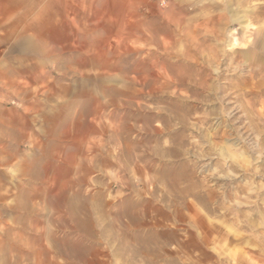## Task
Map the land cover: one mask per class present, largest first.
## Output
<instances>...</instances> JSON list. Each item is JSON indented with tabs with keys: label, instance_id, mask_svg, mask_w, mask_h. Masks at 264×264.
Returning a JSON list of instances; mask_svg holds the SVG:
<instances>
[{
	"label": "rangeland",
	"instance_id": "rangeland-1",
	"mask_svg": "<svg viewBox=\"0 0 264 264\" xmlns=\"http://www.w3.org/2000/svg\"><path fill=\"white\" fill-rule=\"evenodd\" d=\"M0 264H264V0H0Z\"/></svg>",
	"mask_w": 264,
	"mask_h": 264
},
{
	"label": "crops",
	"instance_id": "crops-1",
	"mask_svg": "<svg viewBox=\"0 0 264 264\" xmlns=\"http://www.w3.org/2000/svg\"><path fill=\"white\" fill-rule=\"evenodd\" d=\"M54 2H56V1H54ZM58 2V1H57Z\"/></svg>",
	"mask_w": 264,
	"mask_h": 264
}]
</instances>
